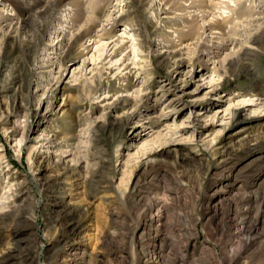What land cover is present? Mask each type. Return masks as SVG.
<instances>
[{"label":"rangeland","instance_id":"obj_1","mask_svg":"<svg viewBox=\"0 0 264 264\" xmlns=\"http://www.w3.org/2000/svg\"><path fill=\"white\" fill-rule=\"evenodd\" d=\"M34 2L0 0V264H264V0Z\"/></svg>","mask_w":264,"mask_h":264},{"label":"bare ground","instance_id":"obj_2","mask_svg":"<svg viewBox=\"0 0 264 264\" xmlns=\"http://www.w3.org/2000/svg\"><path fill=\"white\" fill-rule=\"evenodd\" d=\"M44 1L42 0H35L34 3L31 4L30 7H28L27 12L30 11L31 17H33V23H28V21H26L24 23V27H33V26H39L41 27V31L43 32V34L47 31V29L49 28L50 22L53 19V15L54 13L62 6V5H69L71 4V2H68V4H66V0H50L47 1V4L43 3ZM75 19V17H74ZM32 20V19H31ZM95 21V20H94ZM93 21V22H94ZM97 21V20H96ZM37 24V25H36ZM74 25V24H73ZM62 28V27H61ZM33 29V28H32ZM39 30V29H38ZM39 32V31H38ZM37 32V33H38ZM40 32V33H42ZM42 34V36H43ZM84 36H88L89 37V32L87 31V29H83L80 30L76 35H75V43L79 42ZM91 37V36H90ZM39 38V37H38ZM40 39V38H39ZM32 43V42H31ZM34 43V41H33ZM39 43V42H38ZM109 46V45H108ZM32 50V49H31ZM7 216V215H6ZM6 216L3 218L5 219ZM0 219H2V216H0ZM19 247L14 246L13 249H17ZM10 250V249H9ZM16 253H8L7 256H5L6 258H9L11 256H15V254H21V249H18ZM3 260V259H1Z\"/></svg>","mask_w":264,"mask_h":264}]
</instances>
